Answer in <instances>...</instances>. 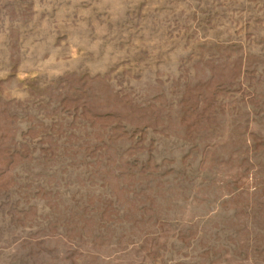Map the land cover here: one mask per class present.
<instances>
[{
    "label": "rangeland",
    "instance_id": "rangeland-1",
    "mask_svg": "<svg viewBox=\"0 0 264 264\" xmlns=\"http://www.w3.org/2000/svg\"><path fill=\"white\" fill-rule=\"evenodd\" d=\"M0 264H264V0H0Z\"/></svg>",
    "mask_w": 264,
    "mask_h": 264
}]
</instances>
